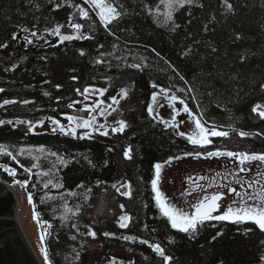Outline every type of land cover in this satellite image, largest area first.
I'll list each match as a JSON object with an SVG mask.
<instances>
[{
	"label": "trees",
	"instance_id": "trees-1",
	"mask_svg": "<svg viewBox=\"0 0 264 264\" xmlns=\"http://www.w3.org/2000/svg\"><path fill=\"white\" fill-rule=\"evenodd\" d=\"M71 2L83 4V0ZM120 2L128 14L113 25L115 36L107 35L98 26L94 40H73L63 44L57 40L46 44L44 38L34 39V43L25 48L22 39H11L17 25L38 30L45 36L49 33L44 30L57 23L64 25L62 33L71 34L72 29L67 27L69 14L76 22L87 25L90 21L81 20L77 10L66 3L54 11L55 3H63V0H35V3L0 0V43L8 44V47L0 48V88L5 90L0 93V103L5 99L33 102L0 107V120L35 122L55 116L66 124L61 113L72 111L67 104L83 100L76 93L77 88L81 91L88 85L107 88L102 99L117 95L122 87L129 89L127 98L114 105L117 111L111 117L127 121L128 128L123 133L109 131L108 136L97 133L93 134V139L81 140L58 132L25 135L27 125L24 124L15 128L7 124L0 126V144L44 145L66 158L76 157L67 167L59 165V173L67 206L73 211L79 206L80 212L75 216L67 213L72 218L62 219L61 214L65 211L60 212L58 208L54 213L45 212L42 202L33 197L38 217L51 224L44 240L51 264H109L112 257L116 258L115 264H163L162 258L151 247L140 243L141 239L160 243L166 254L174 257L171 264H220V261L224 264H260L259 257L264 254L261 244L264 233L250 222L243 225L227 221L207 223L199 227L195 239H189L188 234L171 229L167 218L161 216L152 199L153 164L187 152L189 142L177 134L178 130L165 127L150 117L147 106L151 102V82H155L175 92L194 112H197L198 104L202 106L206 120L215 121L222 126L221 130L229 132L222 141L230 144L233 139L234 143L248 149L264 147V135H256L264 133V119L252 112L254 105L264 102V89L260 87L264 83V0H229L234 6L232 13L224 11L220 0H198L204 4L203 8L186 6L174 13L176 23L181 25L175 32L169 27L158 26L144 7L147 4L155 12L160 0ZM90 16L96 21L94 13L90 12ZM213 16L215 20H212ZM205 24H208L207 31L203 27ZM237 34L240 39H236ZM113 43L117 47L113 56L106 57L107 63L94 64L93 60L99 56L97 44L105 45L103 51L112 52ZM190 46L193 53L183 56ZM212 47L217 49L216 52ZM78 49H83L86 55L80 56ZM241 55L245 60H240ZM44 56L47 60L40 59ZM117 56L119 60L115 58ZM145 61L147 66L141 69L127 67ZM168 62L195 86L194 93L176 92L177 88L185 86ZM73 76L78 80L73 81ZM57 84L61 88L57 89ZM213 89L214 95L209 97L207 93ZM45 91L50 95L44 96ZM192 96L196 97L195 101ZM239 131L250 135L242 138ZM129 146L132 159L126 160L123 151ZM109 148L112 151H108ZM79 154L87 155L95 167ZM105 161H108L107 166ZM7 165L15 172L20 169L13 162ZM14 178L28 180L27 176L19 174ZM124 180L131 184V198L119 196L111 187ZM80 184L84 187H77ZM70 192L73 195H69ZM119 199L125 203L123 211L117 203ZM148 200L153 206L151 203L145 206ZM127 212L131 215L129 227L119 228L118 218ZM74 223L77 228L72 227ZM88 226L96 232L95 239L86 235ZM246 227L254 230L244 235ZM221 229L223 235L212 240ZM105 232L115 233V236L105 237ZM72 235H76V240L70 239ZM123 236L136 239L125 241ZM169 236L174 238V244L168 243ZM73 249L80 252L78 260Z\"/></svg>",
	"mask_w": 264,
	"mask_h": 264
},
{
	"label": "snow or ice",
	"instance_id": "snow-or-ice-1",
	"mask_svg": "<svg viewBox=\"0 0 264 264\" xmlns=\"http://www.w3.org/2000/svg\"><path fill=\"white\" fill-rule=\"evenodd\" d=\"M30 3H35V0H29ZM222 7L226 13L234 12V6L229 0H220ZM68 4L73 9L77 10L79 17L83 21H90L87 25L76 22L73 18L72 14H69L67 27L72 29L71 34L62 33L61 29L64 25L57 23L52 28H46L44 31L49 33L52 36L58 37V43L63 44L64 42H69L73 40H94L95 39V32L97 31L98 26L103 28V30L109 36L116 35V29L113 28V25L117 24L124 16L128 14L127 8L124 6L120 0H83V4H75L72 3L71 0H63V3H55L54 11L63 7L64 4ZM160 4L164 7V12L161 17L159 13V6L157 5V10L155 12L152 11L151 7L147 4L144 5L145 8H148L149 14L153 15L154 20L157 22V25L160 27H169L171 31L175 32L177 29L181 27L180 24H177L174 18V13L178 10L184 9L186 6H197L199 8H203V3H198V0H160ZM37 9L39 5L36 4ZM90 12L95 14L96 21L92 20L90 16ZM191 15V14H189ZM212 20H215V17H212ZM98 21V25H97ZM191 21H189V24ZM36 26L33 25V28ZM204 30H208V24H205ZM18 32L24 33L22 39L24 41V47L27 48L29 45H32L35 40L43 39V37L39 34L38 30H30L28 27L17 25V31H13L11 33V39L13 41L18 39ZM87 33V34H86ZM236 39H240V36L237 34ZM45 43L48 41L45 40ZM195 43H199L196 41ZM8 47L7 42L0 43V48ZM97 49L99 50L98 58L93 60L94 64H105L107 63L106 57L113 56L116 50V44L113 43L111 45L112 52H105L103 49L105 48L104 44H97ZM216 48L212 47V51L216 52ZM80 56H85L86 52L83 49H78ZM155 52V49H152ZM193 53V48L190 46L187 51L183 52V56H188ZM159 55V53H157ZM117 60L120 57H115ZM42 60H47V57H41ZM240 60H245L243 55L240 56ZM169 67H171L172 71L178 76L179 80L184 83L183 88H177L176 92H187V93H194L196 91L195 86L187 81L185 77L179 73V70L174 66L171 65L170 62ZM147 63L145 61L144 64L141 63H131L128 64L127 67L132 69H141L142 67H146ZM15 65H13V68ZM230 79H235V77H230ZM73 81L78 80L77 76L72 77ZM48 83V81H45ZM151 87L153 89H159V92L153 91L151 93L150 100L151 102L148 103L147 111L150 117L156 119L158 113L154 115V103L157 102V97L161 94L164 95L165 99L169 101V106L172 108V117L171 120H165L160 118V122L165 125V127H171L174 130H178L179 126L184 123V121H180L179 124L176 123V117L182 111L186 113L189 117V120L194 123V130L191 134H186L182 131H177V134L181 137H185L187 141L196 146L200 149H206L207 146L213 144V138L217 137H228L229 132L226 130H221L222 126L217 125L215 121L206 120L204 117L206 115L205 110L202 106L198 104L197 112H194L188 104L185 102L184 99L179 97L172 92L169 88H164L155 82H151ZM211 87V86H209ZM261 89H264V83L260 85ZM56 88H61V85L57 84ZM3 88H0V93L4 92ZM76 93L79 96H82L84 101H88L92 94H97L98 97L104 96V94L108 91L107 88H96L93 85H88L83 88L81 91L77 88ZM129 94V89L127 87L120 88L117 95L110 96L107 99L110 100V103L107 104L105 107V101L102 99L97 98L91 104L85 103L82 108L78 109L81 112H87V117L80 116V115H72L65 112L61 113V116L67 121V124L61 122L60 119H57L55 116L48 117V121L50 122V129L53 133L59 132L62 135L71 136L73 139H93V134H99L103 136H108L109 131L111 133H123L128 128L127 121L120 119L115 122L116 126H111L106 123H99L98 117H108L113 112L117 111V108L113 107V105H119L121 99H126ZM44 96H49L50 93L45 91L43 93ZM209 97L214 95L213 91H209L207 93ZM119 97V98H118ZM59 97H57V101H59ZM192 99L195 101L196 97L192 96ZM172 101H178L181 105H183L182 109H177ZM30 104L33 103L29 100H22L17 101L15 99L3 100L0 103V107H4L8 104ZM81 101L74 100L67 104L68 109H74L77 104H80ZM219 107V105H217ZM260 105H254L252 108V112L257 114L261 119H264V111H259ZM45 121L43 119L36 120L35 122L31 120H21L16 119L15 122L13 120H0V126L4 125H12L13 128L16 125H27V132L35 134L37 127H43ZM78 130H83L78 132ZM238 135L240 137H247L250 135L248 132L239 131ZM256 135H264V133H256ZM36 152L39 155L34 157L35 161L38 162H48L50 167L47 171L40 168V163H32L31 167H26L24 170L31 175H36L39 177H48L46 182H44L43 187L45 189L51 186L52 188L60 189L63 188V184L60 183V177L56 176L55 173L59 171L57 165L62 167H67L73 160L76 159L75 156L65 157L61 155L58 151H53L49 148H46L44 145H40L36 147ZM108 151H112L111 148ZM0 154H4L10 157L13 160H17L19 155L27 154L28 156L32 155L31 151H26L24 148L19 149L16 154H13L12 151L8 150V146L5 144H0ZM83 156V159L88 162L89 165L95 167L92 163V160L89 159L87 155L79 154ZM123 156L126 160L132 159V148L131 146L127 147L123 151ZM195 157L199 158H219V157H227L229 159H234L235 164L238 165L232 172L225 171L223 173L217 172L214 176H197L192 177L188 176L185 178L186 182L189 184L190 188H186L184 192L181 193V196H191L193 192L197 190L202 191L204 194L195 202L190 205L191 211H185L181 208H178L175 204L167 202V197L165 194L160 190L159 183L161 179V171H162V163L156 162L153 164V168L155 171L154 177L151 179V189L153 191L155 204L159 208V212L161 216L166 217L167 221L173 230H177L180 233L188 234L189 239H195L196 234L198 233V229L200 226H203L206 222L209 221H227L237 225H243L245 223L250 222L258 228L261 233H264V152H247V151H230V150H221L219 148L211 150V151H195V152H184L182 156H169L164 164H171L173 160H180L185 157ZM41 157L43 160H41ZM50 157H54L55 160L50 161ZM258 161L259 167L257 168L256 172L252 175L251 178L246 179L245 175L241 174H248L252 172L250 167H245L246 164H251L252 162ZM17 162H19L17 160ZM105 166H107L108 161L104 162ZM0 167H3L0 165ZM33 169H40L39 171L33 173ZM10 175L15 176V169L13 168H4ZM231 179H228V177ZM53 178L56 179V183H53ZM217 178H220L218 180ZM200 181H207L206 184H201ZM226 181V182H221ZM17 183H23L24 185L28 184V180H24L23 182L17 181ZM98 184L101 182H97ZM119 184V186H118ZM238 185V187H234L232 185ZM32 187H36L35 184ZM77 187H84L83 184L77 185ZM116 192L120 193L121 195L131 198V184L129 181L124 180L122 183L117 182L111 185ZM127 189L126 191L121 192V189ZM216 189L215 191L209 192V189ZM223 189H226L223 191ZM90 191V189H89ZM69 195H73V193H69ZM228 197H234L231 202L224 207L223 211H220L222 207V201ZM29 203L32 202V194H28ZM43 200V197H42ZM146 206V205H145ZM124 205L121 204L120 208L123 211ZM65 213L61 214V218H69L71 216H67V213H72V216H75L76 213L80 212V207L76 206L75 211L72 208L67 206V203L64 204ZM39 214L33 211V219H38ZM131 221V216L127 213L121 215L118 218L117 224L119 228H127L129 227V222ZM47 225L48 228L51 227L47 221H42ZM215 225H213L214 227ZM73 228H77V225L74 223L72 224ZM145 227H147L145 225ZM254 229L253 228H244L243 233L247 235L251 233ZM78 231V229H77ZM155 232V229H152ZM48 230L45 228L41 234L40 239L43 243L45 237L48 235ZM86 235L91 236L93 239L96 237V232L92 230L91 226H88V232ZM105 237H114L115 233L105 232L103 233ZM223 235V229L217 232L215 236L212 237V240H216L217 237ZM76 235H72L70 237L71 240H76ZM123 240L130 241L136 239L133 236H123ZM169 244H174L175 240L173 237L169 236L168 238ZM140 243L148 244L149 247L152 248L153 252L162 258L163 264H171L174 257L171 255L166 254V249L161 246L160 243H149L146 239H141ZM261 244L264 245V241H261ZM45 264H51L49 259L48 249L46 247H42L40 249ZM76 253L75 259L80 258V252L73 249ZM115 257H112L109 261V264H115ZM260 264H264V254H261L259 257ZM220 264H224L223 261H220Z\"/></svg>",
	"mask_w": 264,
	"mask_h": 264
},
{
	"label": "rangeland",
	"instance_id": "rangeland-1",
	"mask_svg": "<svg viewBox=\"0 0 264 264\" xmlns=\"http://www.w3.org/2000/svg\"><path fill=\"white\" fill-rule=\"evenodd\" d=\"M159 5H160L159 12L163 14L164 7L162 4H159ZM23 35L24 33L18 32V39H22ZM42 37L44 38V40L48 41V43L46 44H52L58 40L57 36H52L50 34H46L45 36H42ZM153 90L154 89L150 86V91L153 92ZM97 98L102 99V96L98 97L97 94H92L88 101H84L83 99L81 100V103L78 105L82 106L85 103L91 104ZM102 100L105 101V107H107V104L110 103V100H107L104 98ZM171 103L174 104L177 109L183 108V105H181L178 101H172ZM257 105H260L259 111H264V102L259 103ZM153 108H154L153 114L156 115L158 113L157 118L154 119L155 121L161 123L160 118H163L165 120H171L172 108L169 106V101L165 99L163 94L157 97V102L154 103ZM84 114H86L84 115V117L88 115L87 112H84ZM112 116L113 115L111 114L110 116L106 118L98 117V121L99 123H106L111 126H116L115 122L120 119H116V120L111 119ZM43 120L45 121L44 126L42 128L37 127L35 132H52L50 129V122L48 121V118L43 119ZM180 121H184V123L179 126L178 131L185 132L186 134H191V132L194 130V123L191 122L189 120L188 115L186 113H183L182 111L176 117V123L179 124ZM80 131H83V130H78V132ZM221 138L222 137L213 138L214 144L212 147L217 148V147L223 146L226 148L228 145H231V143L228 144V142L222 141ZM5 145L8 146V150L12 151L13 154H16L21 148H24L26 151L32 152L31 156H28L27 154L19 155L17 157V160L19 162H17V160L11 159L10 157L4 154H0V160L6 159L5 162L0 161V165L3 166V167H0V181L5 183L8 187L14 188L16 190V195L14 196V199L16 203H18L19 205V211H17V219H18L19 226L22 229L25 237L27 238V241L29 242L30 246L32 247V249H34L41 264H45L44 257L40 251L42 247H45V241L43 243L41 242L40 234L45 228H47V225L44 223H41L42 220L39 217L38 219H33V211L36 212L34 208L33 197L35 196L39 201L42 202V204L45 206L44 207L45 212L54 213V210L58 208L60 212H64L65 211L64 204L66 202V200H64V196H66V193L62 191L63 190L62 188L56 189V188H52L51 186H49V188L45 189L43 187V184L44 182H46L48 177L38 178L34 174L30 176V174L24 170L26 167H31L32 163H40V168L45 171H47V169L50 167V164L48 162L41 163V162L34 160V157L39 155V153L36 152L35 149L37 146H40V145H30V144H18V145L5 144ZM238 145L240 147L245 146L243 144H238ZM45 147L48 148L47 146ZM245 148H246V150L244 149L245 151H250V149H248L246 146ZM198 149H199L198 147L193 146L192 144L189 143V147L186 150L187 152H194V150H198ZM178 156H182V155H178ZM49 159L50 161L55 160L54 157H50ZM41 160H43L42 157H41ZM6 162L7 163L13 162L16 166H18L20 169L15 172L16 175L19 174L21 176H27L30 182L27 185H24L23 183H17V181L19 182H23V181L14 178L13 175H10L7 171L4 170L5 167L10 168V166L7 165ZM205 163L210 164L209 166L215 167L214 163H216V159L208 160L205 158L204 162L198 163L192 160L190 157H185L180 160H173L171 164L162 163L163 167L161 171V179L159 183V188L167 197V202L175 204L178 208H181L185 211H191L190 205L192 203H195L204 193L199 190L198 193H193L191 196H181V193L185 191L184 184H186V186H189L185 178L188 176H192V177L210 176L212 174V171H209L210 169L208 170V168L203 165ZM57 168L59 169V165H57ZM39 170L40 169H33V173ZM212 170L218 171L217 169H212ZM233 170H234L233 168H230L229 166L226 165L222 167L218 172H221V173L225 171L232 172ZM55 175L60 177L59 171H57ZM56 182H57L56 179L53 178V183H56ZM59 182L63 184L62 179H60ZM200 183L206 184L207 181H200ZM33 184H35L36 187H32ZM126 190L127 189H123V190L121 189V192L126 191ZM209 192H210V189H209ZM29 193L32 194L31 203H29V200H28ZM120 195L121 194L119 193V196ZM42 197H43V200H42ZM117 203L120 205L125 204V203H121L120 199L117 201ZM147 204L148 205L150 204L149 201L145 202V205ZM226 206H227L226 204L225 205L223 204V207L220 211H223L224 207ZM127 214L130 215V213L128 212ZM225 222L226 221H221L219 223H225ZM208 223L218 224L217 221H210ZM205 224H207V222ZM147 246L149 245L147 244Z\"/></svg>",
	"mask_w": 264,
	"mask_h": 264
},
{
	"label": "water",
	"instance_id": "water-1",
	"mask_svg": "<svg viewBox=\"0 0 264 264\" xmlns=\"http://www.w3.org/2000/svg\"><path fill=\"white\" fill-rule=\"evenodd\" d=\"M83 105L77 104L72 110H78L82 108ZM0 264H41L38 256L28 244L19 226L17 219V203L14 196L7 188V185L1 181Z\"/></svg>",
	"mask_w": 264,
	"mask_h": 264
},
{
	"label": "flooded vegetation",
	"instance_id": "flooded-vegetation-1",
	"mask_svg": "<svg viewBox=\"0 0 264 264\" xmlns=\"http://www.w3.org/2000/svg\"><path fill=\"white\" fill-rule=\"evenodd\" d=\"M72 110V109H71ZM69 114H72V115H75V114H77V115H80V116H84V115H86V114H84V112H81V111H78V110H72ZM87 117V116H86ZM213 144H214V142H213ZM213 144L212 145H209V146H207L208 148H206V149H198V150H194V152L195 151H205V150H207V151H211V150H214V149H217V148H219V149H221V150H230V151H245L246 150V148L245 147H240L237 143H234L233 142V139H232V141H231V145H228L226 148L225 147H223V146H220V147H217V148H214V147H212L213 146ZM245 149V150H244ZM248 150V149H247ZM247 152H257V153H260V152H264V147H259V148H255V149H250V151H247ZM180 155H183V154H180ZM178 156V155H177ZM192 160H194V161H196V162H198V163H201V162H204L205 161V158H199V159H197V158H195L194 156L193 157H190ZM212 159H216V163H214V166L215 167H213V166H209L210 164H208V163H205V164H203L205 167H207L208 168V170L209 171H212V174L210 175V176H208V177H211V176H214L215 175V173H217L222 167H224V166H229L230 168H233V169H235L236 167H238V165H236L235 164V161H234V159H229V158H227V157H219V158H211V160ZM208 160H210V159H208ZM164 161H166V160H164ZM164 161H161L160 163H164ZM218 166V167H217ZM260 165H259V162L258 161H255V162H252L251 164H246L245 165V167H250L251 169H252V172L251 173H248V174H243V175H245V178L246 179H248V178H251L252 177V175L256 172V170H257V168L259 167ZM212 169H217L218 171H213ZM228 179H231V177L229 176L228 177ZM218 180H220V178L218 179ZM221 182H226V181H221ZM185 185V188L184 189H186V188H190L189 186H186V184H184ZM232 186H234V187H238V185H232ZM216 189H210V192H212V191H215ZM223 191H225V193H226V189H223ZM153 192V191H152ZM199 192V190H197L196 192H193V193H198ZM192 193V194H193ZM154 193H153V200H154ZM232 199H234V197H228V198H226V199H224L221 203H222V207H223V204L225 205H228L230 202H231V200ZM149 201V200H148ZM151 201V200H150ZM155 201V200H154ZM151 203V202H150ZM222 207H221V209H222ZM220 209V210H221ZM210 222V221H209ZM208 223V222H207Z\"/></svg>",
	"mask_w": 264,
	"mask_h": 264
},
{
	"label": "bare ground",
	"instance_id": "bare-ground-1",
	"mask_svg": "<svg viewBox=\"0 0 264 264\" xmlns=\"http://www.w3.org/2000/svg\"><path fill=\"white\" fill-rule=\"evenodd\" d=\"M7 188L9 189V191L13 194V196H15L16 195V190L14 189V188H10V187H8L7 186ZM17 211H19V205H18V203H17ZM24 234V233H23ZM26 240H27V238H26ZM28 242V241H27ZM28 244H29V242H28ZM30 245V244H29ZM34 250V249H33ZM35 252V251H34Z\"/></svg>",
	"mask_w": 264,
	"mask_h": 264
}]
</instances>
